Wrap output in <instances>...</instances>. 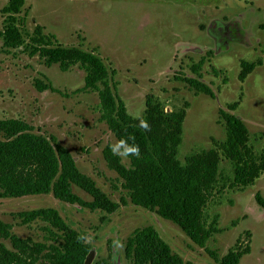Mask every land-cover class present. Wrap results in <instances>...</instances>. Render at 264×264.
Instances as JSON below:
<instances>
[{
  "label": "rangeland",
  "instance_id": "obj_1",
  "mask_svg": "<svg viewBox=\"0 0 264 264\" xmlns=\"http://www.w3.org/2000/svg\"><path fill=\"white\" fill-rule=\"evenodd\" d=\"M9 2L0 0V32L2 9ZM21 18L30 34L41 27L56 45L99 55L115 94L132 117H145L148 97L167 113L186 110L179 160L185 163L191 155L216 151L219 184L203 209V223L213 231L205 248L129 200L102 222V212L60 203L52 196L0 199V220L12 224L20 238L51 244L46 224L23 225L17 215L56 209L73 229L90 236L88 243L97 250L95 262L112 254V263L115 251L122 264H129L124 257L127 239L135 230L153 226L185 263L218 264L231 249L249 248L241 264H264V210L255 199L257 193L264 198V172L254 186L232 187V164L219 150L228 140L219 109L239 102L236 114L249 129L250 145L257 155L264 153V0H25ZM243 62L258 66L241 82ZM194 67L215 99L197 94L183 81L197 78ZM37 80L51 83L54 90L39 92ZM84 85L85 72L78 66L68 72L57 65L46 67L23 48L4 50L0 39V119H19L54 136L80 171L120 203L126 197L123 182L103 156L104 148L117 139L100 119L98 94L80 92ZM123 163L128 166L129 159ZM74 192L92 200L76 187Z\"/></svg>",
  "mask_w": 264,
  "mask_h": 264
},
{
  "label": "trees",
  "instance_id": "obj_2",
  "mask_svg": "<svg viewBox=\"0 0 264 264\" xmlns=\"http://www.w3.org/2000/svg\"><path fill=\"white\" fill-rule=\"evenodd\" d=\"M25 0H10L2 9L5 16L0 39L6 51L23 48L30 57L39 56L46 67L57 65L62 72L78 66L85 72V85L80 92H96L100 100V119L118 140L131 135L140 146V157H128L129 165L114 156L108 144L103 156L108 167L117 173L126 197L113 201L96 181L82 173L70 151L54 136L39 133L33 126L19 119H0V199H20L30 196H52L56 201L102 212L104 222L128 200L160 219L179 227L194 245L205 248L213 231L203 223V209L210 194L219 184L220 158L216 151L189 156L179 160L183 141L186 110L167 113L153 97L146 101L147 120L151 130L138 126L124 102L115 94L112 77L103 59L80 48L56 45L41 27L30 34L25 29L21 12ZM254 63L241 64L239 80L244 82L256 69ZM197 78H184L197 94L215 99L214 91ZM39 92L54 90L51 83L36 81ZM239 102L219 109L225 122L228 140L220 146L223 156L232 164V187L247 189L254 186L264 172V153L257 155L250 145L247 125L236 114ZM131 143V141H130ZM78 188L91 197L84 201L74 192ZM264 210V198L255 196ZM23 225L42 222L47 242H35L13 233V225L0 220V264H84L92 246L78 240L82 236L53 208L23 212L17 215ZM6 243H9V248ZM110 250H112L110 248ZM112 252V251H111ZM249 248L231 249L218 264H241ZM108 260L94 264H111ZM124 257L129 264H195L184 262L153 226L137 229L124 245Z\"/></svg>",
  "mask_w": 264,
  "mask_h": 264
},
{
  "label": "clouds",
  "instance_id": "obj_3",
  "mask_svg": "<svg viewBox=\"0 0 264 264\" xmlns=\"http://www.w3.org/2000/svg\"><path fill=\"white\" fill-rule=\"evenodd\" d=\"M139 121L138 126L145 131H150V125L147 120L142 118L140 114H137L133 117ZM131 141V143H130ZM110 151L114 156L121 158L122 160L127 159L128 157L135 156L136 158L140 157V146L135 142L134 136H127L126 138L120 139L115 143L110 145ZM90 236L82 235L78 237V240L84 241L85 243L90 242ZM122 247V245H119Z\"/></svg>",
  "mask_w": 264,
  "mask_h": 264
},
{
  "label": "water",
  "instance_id": "obj_4",
  "mask_svg": "<svg viewBox=\"0 0 264 264\" xmlns=\"http://www.w3.org/2000/svg\"><path fill=\"white\" fill-rule=\"evenodd\" d=\"M96 257H97V250L94 247H92L89 254L86 257L84 264H94ZM111 264H122L120 255H117L115 251L113 253V258H112Z\"/></svg>",
  "mask_w": 264,
  "mask_h": 264
}]
</instances>
